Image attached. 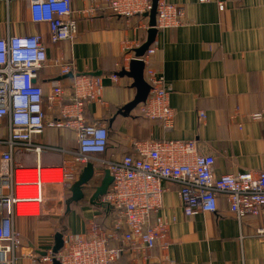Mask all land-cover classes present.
Returning a JSON list of instances; mask_svg holds the SVG:
<instances>
[{
  "label": "crops",
  "instance_id": "obj_1",
  "mask_svg": "<svg viewBox=\"0 0 264 264\" xmlns=\"http://www.w3.org/2000/svg\"><path fill=\"white\" fill-rule=\"evenodd\" d=\"M168 1L184 9L183 22L177 28L158 30L150 47L156 52L149 66L164 77L170 91L175 113L170 130L159 121L140 118V105L126 117L118 114L137 93L133 79L121 77L119 72L130 70L135 51L147 42L150 13L144 18H126L103 6L92 19H76L73 40L52 45L46 26L32 22L28 1L0 0V37L43 34L49 60L59 58L74 63L79 74L103 78V104L91 103L85 109L87 122H101L108 128L109 145L103 159L123 158L133 152L138 141L196 140L202 154L215 157L217 175L264 171V123L250 119L251 114L264 113V0H212L207 4L199 0ZM218 2H225L223 12ZM87 3L72 0L75 11L84 10ZM127 44L133 52L130 62L121 67ZM113 74H117V82L111 79ZM55 81L64 87V104H70L73 76H61L57 67L41 71L38 83L46 94ZM200 112L205 114L203 121ZM55 114L48 119H55ZM7 126L8 119L0 122V139L7 138ZM56 129L33 139L34 144L50 148L53 154L16 155L15 162L29 167L39 161L60 164L64 152L74 150V144L77 147V135L75 138L72 132ZM4 151L6 147H0V167ZM164 185L167 191L160 215L169 224L167 252L157 247L146 259L126 253L119 264H168L162 261L165 257L175 264H264V237L256 236L264 228V216L239 222L226 198L220 197L217 212L186 217L178 186L172 182ZM66 202L58 203L59 211L54 215L44 212L42 216L16 219L15 227L23 240L17 264H33L31 253L43 254L49 242L54 244V220L64 222L67 232L80 234L92 221L109 224L112 219L113 209L104 203L94 205L86 200L68 212ZM155 217L151 216V221Z\"/></svg>",
  "mask_w": 264,
  "mask_h": 264
},
{
  "label": "built area",
  "instance_id": "obj_2",
  "mask_svg": "<svg viewBox=\"0 0 264 264\" xmlns=\"http://www.w3.org/2000/svg\"><path fill=\"white\" fill-rule=\"evenodd\" d=\"M11 1V0H6ZM34 24L46 26L48 42L59 45L71 41L77 33L76 19L94 18L103 6L113 14L144 18L153 8L150 0H87L82 11L73 9L72 0H26ZM212 0H199L201 4ZM220 12L225 2H218ZM184 18V9L168 0L157 4V30L177 28ZM48 44L40 33L27 36L0 37V120L8 119V136L0 145V264H17V252L22 247V235L16 229L19 217H38L44 213L45 188L66 189L78 179L88 164L94 165V179L103 177L108 170L113 183L102 203L117 212L112 226L102 228L92 221L84 233L67 232L64 246L53 253V242L44 253L33 252V264H119L123 254L133 258H148L155 248L165 253L169 248V224L161 217L165 183L178 186V195L186 217L218 211L220 197H225L230 211L239 221L246 217L264 216V171L235 172L217 175L215 157L200 152L196 140L138 141L134 155L119 160H106L108 128L101 122H87L88 104H103L104 84L101 76L79 74L74 63L56 58L49 60ZM133 47L125 45L123 62H130ZM156 49L149 48L139 58L145 65L144 77L151 89L139 112L148 121L161 122L166 130L172 128L174 110L170 106V91L164 77L149 66ZM134 59V58H133ZM132 61V60H131ZM59 68L61 76L72 75V98L64 104V87L60 81L52 84L46 94L38 83L44 68ZM111 79L118 81L117 74ZM59 114L64 121L48 119ZM199 119H205L200 112ZM254 122L264 123V113L250 115ZM69 128L76 132L77 148L64 152L60 164L34 167L15 162L16 155L30 153L53 154L50 148L34 144L33 139L46 128ZM155 220L151 221V216ZM257 237H264L260 228ZM116 242L118 248H110ZM166 258V257H165ZM163 258L168 264H175Z\"/></svg>",
  "mask_w": 264,
  "mask_h": 264
},
{
  "label": "water",
  "instance_id": "obj_3",
  "mask_svg": "<svg viewBox=\"0 0 264 264\" xmlns=\"http://www.w3.org/2000/svg\"><path fill=\"white\" fill-rule=\"evenodd\" d=\"M158 1L159 0H153V8L149 15L150 28H149V36L147 42L141 48L135 51V58L130 63V70L129 71L122 70L121 72H119V76L121 77L127 76L133 79L134 81L133 88H135L137 91L135 98L129 104H127L121 110H119L118 114L124 117L130 114L140 104L145 103L149 96L151 87L144 77L145 65L142 61L139 60V58H142L147 53L158 33V30L156 29ZM93 179H94V165L90 163L83 169L78 179L70 187L71 197L66 202L68 212L71 211L72 203L79 204L80 202L85 201L86 199L85 189L87 188V186L90 185ZM112 183H113V178L110 175V172L106 170L100 185L96 187L94 193L92 194L89 200L91 204L94 205L99 204L100 200L108 193ZM63 246H64L63 234L56 233L54 237L53 253L58 254L62 250ZM53 264H60V263L58 261H54Z\"/></svg>",
  "mask_w": 264,
  "mask_h": 264
},
{
  "label": "trees",
  "instance_id": "obj_4",
  "mask_svg": "<svg viewBox=\"0 0 264 264\" xmlns=\"http://www.w3.org/2000/svg\"><path fill=\"white\" fill-rule=\"evenodd\" d=\"M105 9V8H104ZM100 11V10H99ZM98 11V12H99ZM97 12V13H98ZM139 109V108H138ZM139 117L140 118H142V119H144V120H146L145 118H144V116L139 112ZM3 120H7V118H3V119H1L0 120V122H2ZM54 120H56V121H64V119L61 117V116H59L58 114H55V119ZM7 130H8V126H7ZM48 130H50V131H54V130H57L56 128L54 129V128H46L44 131H43V133L42 134H44L45 132H47ZM58 130H62V131H69V132H72V133H74L75 134V138H76V132L75 131H73V130H71V129H69V128H66V127H63V128H59ZM2 140H4V139H0V141H2ZM75 143H76V139H75ZM108 145H109V141H108ZM1 148H2V146H0ZM108 147V146H107ZM77 147H76V144H74V147H73V149H76ZM135 154V150H134V148H133V152H131L130 154H127V155H134ZM102 178L103 177H99V178H96V179H93V181L90 183V185L89 186H87V188L85 189V194H86V199H85V201L86 200H90V198H91V196H92V194L94 193V191H95V189H96V187H98L99 185H100V183H101V181H102ZM65 195H66V198H67V200H69L70 199V197H71V192H70V186H67L66 187V189H65ZM99 204H103L102 203V199L100 200V203ZM99 204H95V205H99ZM76 204L75 203H72L71 204V208L73 207V206H75ZM116 215H117V212L113 209V212L112 213H110V216H109V218H112L111 219V221H110V223L108 224V223H104V222H101V220H97V224L99 225V226H101L102 228H105V229H108V228H110L111 226H112V224H113V222H114V220H115V218H116ZM56 225H54V227H56L55 228V234L56 233H62L63 235L65 234V233H67V228L65 227V224H64V222L62 223L61 222V220H54L53 221ZM22 242H23V240H22ZM117 245V243L116 242H112L109 246H110V248H114V247H117L116 246ZM126 254V252L123 254V255H125ZM121 260V259H120ZM120 262V261H119Z\"/></svg>",
  "mask_w": 264,
  "mask_h": 264
},
{
  "label": "rangeland",
  "instance_id": "obj_5",
  "mask_svg": "<svg viewBox=\"0 0 264 264\" xmlns=\"http://www.w3.org/2000/svg\"><path fill=\"white\" fill-rule=\"evenodd\" d=\"M65 192V189L60 187L47 186L45 188V203L43 208L46 214L54 215L58 213V203L67 199L64 195Z\"/></svg>",
  "mask_w": 264,
  "mask_h": 264
}]
</instances>
